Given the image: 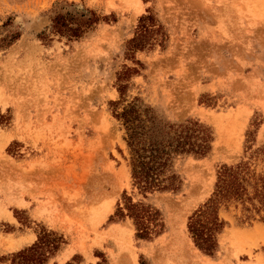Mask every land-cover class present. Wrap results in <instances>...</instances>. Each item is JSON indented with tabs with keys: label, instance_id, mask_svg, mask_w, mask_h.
I'll use <instances>...</instances> for the list:
<instances>
[{
	"label": "rangeland",
	"instance_id": "1",
	"mask_svg": "<svg viewBox=\"0 0 264 264\" xmlns=\"http://www.w3.org/2000/svg\"><path fill=\"white\" fill-rule=\"evenodd\" d=\"M129 107L202 136L203 153L172 155L166 189L133 184ZM235 165L252 195L264 0H0V264H264L258 199L206 205Z\"/></svg>",
	"mask_w": 264,
	"mask_h": 264
},
{
	"label": "trees",
	"instance_id": "2",
	"mask_svg": "<svg viewBox=\"0 0 264 264\" xmlns=\"http://www.w3.org/2000/svg\"><path fill=\"white\" fill-rule=\"evenodd\" d=\"M121 116L127 128L126 143L130 153L131 178L133 184L143 191L162 190L168 187L166 181L172 179L174 174L165 176V172L174 153L194 151L201 154L205 151L202 136L198 141L196 138L192 139L190 126L186 123L166 126L165 123L162 125V121L154 122L152 117H148L149 123H146L134 107L124 109ZM245 182L244 165L224 166L217 175L212 195L206 202L207 207L216 206L219 201L229 198L240 200L247 198L250 201L256 198L264 210V183L254 186L252 195H248ZM215 218L216 216L209 221L213 225L216 224ZM199 220L200 218L196 217L188 228L195 245L209 252L212 250L211 227H207ZM35 247L30 249L31 255L35 254ZM21 255H25V251L21 252Z\"/></svg>",
	"mask_w": 264,
	"mask_h": 264
}]
</instances>
